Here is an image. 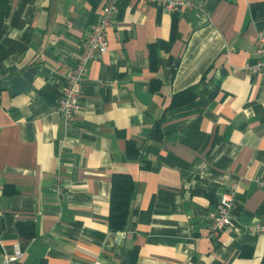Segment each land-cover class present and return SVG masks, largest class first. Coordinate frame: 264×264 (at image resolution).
I'll list each match as a JSON object with an SVG mask.
<instances>
[{
    "label": "crops",
    "instance_id": "crops-1",
    "mask_svg": "<svg viewBox=\"0 0 264 264\" xmlns=\"http://www.w3.org/2000/svg\"><path fill=\"white\" fill-rule=\"evenodd\" d=\"M105 1L8 0L0 264L17 245L18 264H264V74L244 69L257 58L264 0H192L175 9L120 0L108 48L89 60L66 126L56 106ZM25 69L35 71L30 88L12 93L4 80ZM188 87L194 96L169 107ZM116 173L135 185L121 231L109 225ZM232 180V225L212 236Z\"/></svg>",
    "mask_w": 264,
    "mask_h": 264
},
{
    "label": "built area",
    "instance_id": "built-area-1",
    "mask_svg": "<svg viewBox=\"0 0 264 264\" xmlns=\"http://www.w3.org/2000/svg\"><path fill=\"white\" fill-rule=\"evenodd\" d=\"M158 3L171 9L180 7H191L192 0H146ZM120 0H106L99 20L92 25L82 46L80 55L77 57L70 74L63 85L62 94L59 98L56 110L60 112L65 120L66 126H71L76 119V98L80 93L82 84L88 73L89 60L97 57L108 48L107 29L112 22V16L118 9ZM255 53L257 58L254 62H247L244 69L252 73L264 74V32L261 30L255 39ZM258 184L264 186V176L257 178ZM56 189L63 192V187L57 183ZM239 183L232 180L219 196L216 213L210 224L212 236H219L225 229L232 225L233 211L236 205ZM258 228L264 231V226ZM23 255V250L17 245L12 253L5 252L2 261L5 264H18ZM94 264H103L95 262Z\"/></svg>",
    "mask_w": 264,
    "mask_h": 264
},
{
    "label": "trees",
    "instance_id": "trees-1",
    "mask_svg": "<svg viewBox=\"0 0 264 264\" xmlns=\"http://www.w3.org/2000/svg\"><path fill=\"white\" fill-rule=\"evenodd\" d=\"M8 0H0V37L2 34L4 15L6 11ZM153 88H158V84L153 82ZM194 96L193 89L191 87L185 88L176 92L169 107H175L183 102L188 101ZM161 120H158L154 130H159V124ZM135 185L132 177L127 173H116L113 175L111 192H110V215H109V225L113 231H121L125 229L131 209L132 194ZM31 234V233H30ZM134 250L132 253V259H135Z\"/></svg>",
    "mask_w": 264,
    "mask_h": 264
},
{
    "label": "water",
    "instance_id": "water-1",
    "mask_svg": "<svg viewBox=\"0 0 264 264\" xmlns=\"http://www.w3.org/2000/svg\"><path fill=\"white\" fill-rule=\"evenodd\" d=\"M34 74H35L34 69L22 70L20 73H15L10 77L6 78L3 82V85L10 82L12 93L26 91L31 86V83L34 78Z\"/></svg>",
    "mask_w": 264,
    "mask_h": 264
}]
</instances>
